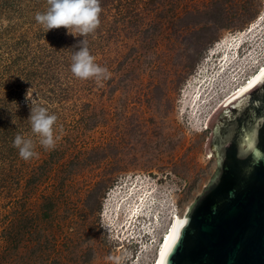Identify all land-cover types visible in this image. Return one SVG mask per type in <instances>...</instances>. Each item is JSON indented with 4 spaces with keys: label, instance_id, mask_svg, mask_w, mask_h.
Instances as JSON below:
<instances>
[{
    "label": "rangeland",
    "instance_id": "rangeland-1",
    "mask_svg": "<svg viewBox=\"0 0 264 264\" xmlns=\"http://www.w3.org/2000/svg\"><path fill=\"white\" fill-rule=\"evenodd\" d=\"M118 4L100 0L110 16L100 14L99 31L111 32L95 63L109 77L79 81L48 108L58 153L39 158L56 163L52 179L34 184L43 164L30 160L20 184L0 195V264H153L171 220L216 170L209 119L264 66V0ZM47 8L0 0V103L15 85L27 89L21 102L41 103L37 81L21 85L19 70L33 60L55 70L51 58L63 55V27L46 32L35 20Z\"/></svg>",
    "mask_w": 264,
    "mask_h": 264
},
{
    "label": "water",
    "instance_id": "water-1",
    "mask_svg": "<svg viewBox=\"0 0 264 264\" xmlns=\"http://www.w3.org/2000/svg\"><path fill=\"white\" fill-rule=\"evenodd\" d=\"M209 133L216 170L158 264H264V71L219 109Z\"/></svg>",
    "mask_w": 264,
    "mask_h": 264
},
{
    "label": "trees",
    "instance_id": "trees-1",
    "mask_svg": "<svg viewBox=\"0 0 264 264\" xmlns=\"http://www.w3.org/2000/svg\"><path fill=\"white\" fill-rule=\"evenodd\" d=\"M107 1L108 0H106V2ZM128 1L129 0H111V3H120L118 4L119 6L125 7ZM123 2L125 3V6L123 5ZM101 14L102 17L105 15L110 16V12L105 8L102 9ZM124 15L125 12L121 7L117 11L115 17L122 18ZM100 20L101 26L104 19L100 18ZM61 29H63L61 41L63 55L62 57L54 56L58 58L57 62L51 58L53 63L57 64L55 70L43 69L44 64L34 60L32 62L28 61V63H31L30 69L25 66L19 70L22 71L21 73H24L23 80L20 83L21 85L28 83L32 85L35 81H37V83L33 86V93L36 96V101L41 103L30 105L29 103L21 102L20 100L23 99L27 89L24 86L18 87V85L11 86L7 94L9 99L0 103V195L9 194L11 192L9 190L13 187V185L20 184L23 177L21 170H24V168L26 170L28 169L26 167H29H25V161L20 158L18 149L13 147V141L17 134L24 136L26 139H33L35 143V151L38 153V157L31 159V161L34 160L32 161V164L34 165L35 162H41L43 164V168L40 169V173L38 175H32V179L36 180L34 184H42L46 180L52 179L51 174H53V171L55 170L53 167L56 166V163L48 162L47 159L41 160L39 155L45 154L47 151L50 153L57 151L58 153L57 145L54 150H45L43 146L40 145L39 138H37L38 136L33 135L31 131V124L28 121L31 114V107H44L48 110L49 114H51V111L48 108L54 105H61L66 99H68L69 91L75 89V87L80 84L79 81H83L85 83L90 80L92 81V79L81 80L75 77L70 70L72 64V54L75 51H79V45L84 38L79 36L77 39L72 40L70 39L71 34L68 33V30L65 28ZM109 31L111 32L110 29H108L107 32L105 30V34H103L98 28L94 34H90L85 37L88 41L89 52L94 58L106 53V45L103 43L105 42V37ZM22 64H26V62H23ZM2 77L3 75H1L0 79ZM50 85H52L51 88H46ZM56 90L60 92L58 93ZM26 133L32 135L26 136ZM50 153L47 156L50 157ZM28 162L31 164L30 161ZM28 162H26V164H28ZM29 171L32 172L35 171V169L32 167ZM11 202L10 204L12 206L13 203Z\"/></svg>",
    "mask_w": 264,
    "mask_h": 264
},
{
    "label": "clouds",
    "instance_id": "clouds-1",
    "mask_svg": "<svg viewBox=\"0 0 264 264\" xmlns=\"http://www.w3.org/2000/svg\"><path fill=\"white\" fill-rule=\"evenodd\" d=\"M48 8L45 12H37L35 20L46 32L61 27L68 30L74 36H82L84 39L79 45V51L72 54L71 72L81 79L89 80L107 79V68L95 63V58L90 54L88 41L85 37L94 34L101 24L100 14L102 8L100 0H47ZM58 117L49 114L44 107H31L29 122L32 133L39 138L40 145L45 150H54L59 137L55 134V125ZM60 132L63 133L61 127ZM13 147L19 151V156L25 162L38 157L35 151V143L31 138L17 134L13 141Z\"/></svg>",
    "mask_w": 264,
    "mask_h": 264
},
{
    "label": "bare ground",
    "instance_id": "bare-ground-1",
    "mask_svg": "<svg viewBox=\"0 0 264 264\" xmlns=\"http://www.w3.org/2000/svg\"><path fill=\"white\" fill-rule=\"evenodd\" d=\"M253 31V30H252ZM242 45V44H241ZM234 45H232L231 47H232V49L234 50L237 46L235 45L234 47H233ZM231 61V59L230 58H226V59H224V64L222 65V64H220V65H222L221 66V68L222 67H224L225 68V66L227 65V64H229V62ZM238 61V60H237ZM227 63V64H226ZM232 65V64H231ZM233 67V66H232ZM229 68H230V66H229ZM234 68V67H233ZM217 69H218V67H217ZM264 71V66L262 67V68H260L259 69V71H257L249 80H248V82L247 83H245L238 91H234V93L233 94H231V95H229V96H227L225 99H224V101L220 104V106H219V108L218 109H220L222 106H224L228 101H230L234 96H236L237 94H239L240 92H242L244 89H246L250 84H252L258 77H259V75L262 73ZM224 72H226V71H224ZM232 74V73H231ZM220 75V74H219ZM218 75V76H219ZM222 77V76H221ZM219 79V78H218ZM229 79V78H228ZM216 83V82H215ZM214 87V86H213ZM208 89H211V87L209 86V88ZM213 93V92H212ZM209 95V94H208ZM202 100H203V98H202ZM207 100V99H206ZM195 104H197L198 103V101H200L198 98L196 99L195 98ZM205 104V103H204ZM219 110H216V112L211 116V118L209 119V121H208V124H209V122L211 121V119L214 117V115L218 112ZM145 198V197H144ZM141 210L142 209H136V211H134L133 212V218H135V216L137 215L138 216V214H140V212H141ZM130 216V215H129ZM139 217V216H138ZM142 217H143V215H142ZM146 217V216H145ZM144 218V217H143ZM137 219V218H136ZM149 219V218H148ZM181 219V217H178V216H175L172 220H171V222H170V225H169V227H168V229H167V231L163 234V236H162V240H161V242H160V246H159V249H157V251H156V256H155V260H154V262H153V264H158V261H159V258H160V256H161V253H162V251H163V249H164V247H165V245H166V243H167V241H168V239H169V237H170V235H171V233H172V231H173V229L175 228V226H176V224L178 223V221ZM156 242V241H155Z\"/></svg>",
    "mask_w": 264,
    "mask_h": 264
},
{
    "label": "snow or ice",
    "instance_id": "snow-or-ice-1",
    "mask_svg": "<svg viewBox=\"0 0 264 264\" xmlns=\"http://www.w3.org/2000/svg\"><path fill=\"white\" fill-rule=\"evenodd\" d=\"M252 145L251 144H249V147H251ZM178 235H179V233H178V231H177V233L175 234V235H173V237H172V241H173V243H175V241H176V239H177V237H178ZM171 247H172V245H169V251L171 250ZM167 255V253H165V256ZM162 264H163V261H162Z\"/></svg>",
    "mask_w": 264,
    "mask_h": 264
}]
</instances>
